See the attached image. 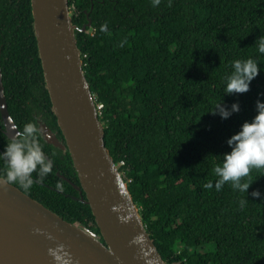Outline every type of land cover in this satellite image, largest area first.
Segmentation results:
<instances>
[{"label":"trees","instance_id":"1","mask_svg":"<svg viewBox=\"0 0 264 264\" xmlns=\"http://www.w3.org/2000/svg\"><path fill=\"white\" fill-rule=\"evenodd\" d=\"M67 2L77 26L86 12L90 17L92 30H75V36L90 91L101 104L104 143L161 258L166 264H264V175L253 169L243 178L253 179L243 208L237 201L244 194L227 183L220 191L203 188L229 150L226 139L255 114L254 102L264 101L257 95L264 93V54L255 43L264 36V0H160L156 7L151 0ZM105 22L107 30L100 31ZM0 53L8 111L19 128L35 123L30 102L57 125L30 0H0ZM249 56L258 58L261 70L248 91L224 94L231 61ZM219 101L226 108L237 102L240 110L221 119L211 112ZM8 140L0 133L2 150ZM66 156L59 171L78 183ZM3 168L0 163V174ZM34 181L28 191L15 185L99 234L88 204L73 198L78 193L70 184L53 172ZM252 189L260 196L249 195Z\"/></svg>","mask_w":264,"mask_h":264},{"label":"water","instance_id":"2","mask_svg":"<svg viewBox=\"0 0 264 264\" xmlns=\"http://www.w3.org/2000/svg\"><path fill=\"white\" fill-rule=\"evenodd\" d=\"M30 7L51 110L79 184L62 177L84 192L77 198L88 204L99 234L66 220L15 184H0V264H55L47 249L56 243H63L70 253L69 264H166L104 143L75 36V30H92L90 17L86 12V22L77 26L67 0H30ZM4 97L0 74V115L6 129L15 133ZM39 129L44 140L63 148L48 127L41 124ZM118 215L127 216V221ZM37 227L55 239L34 232Z\"/></svg>","mask_w":264,"mask_h":264},{"label":"clouds","instance_id":"3","mask_svg":"<svg viewBox=\"0 0 264 264\" xmlns=\"http://www.w3.org/2000/svg\"><path fill=\"white\" fill-rule=\"evenodd\" d=\"M160 0H151V5L156 7ZM107 30V23L100 25V31ZM256 50L264 54V36L255 39ZM258 58L254 59L237 58L231 61V71L223 78V93H243L248 91L250 81L256 77L258 70ZM264 95V93H257ZM255 114L250 120H244L237 131L232 133L225 141L229 150L222 153L219 162L212 166V179L203 184V188H215L220 191L226 183L238 193L244 194L238 199L239 207L243 208L249 201L245 199L246 189L253 179H243L249 176L251 170L255 169L259 175H264V101L257 99L254 102ZM237 102L225 107L221 101L216 102L211 111L218 114L221 119H226L232 112L239 111ZM41 130L37 125L28 120L22 124L19 130L15 131L8 142L0 151V163L4 165L3 173L0 174V184H18L24 191H28L33 185V173H36L35 180H42L52 170V159L47 158L40 141ZM258 176V175H257ZM55 187L62 189L60 182ZM252 197H259L260 192L252 189L248 193ZM264 199V198H261ZM118 219L126 222L127 216H119ZM34 232L43 233L48 239H55L50 232L41 228H34ZM138 239V238H134ZM48 255L55 264H69L71 255L63 243H56L55 246L47 249Z\"/></svg>","mask_w":264,"mask_h":264},{"label":"flooded vegetation","instance_id":"4","mask_svg":"<svg viewBox=\"0 0 264 264\" xmlns=\"http://www.w3.org/2000/svg\"><path fill=\"white\" fill-rule=\"evenodd\" d=\"M0 59H1V53H0ZM0 74H1V82H2V86H3V92H4V96H5L4 98H5L6 105H7V109H8L6 92H7V90L9 88H6L5 85H4V82H3V79H2L1 66H0ZM29 75L31 76V73L30 72H29ZM30 81H32V80L29 79L28 82H27V84ZM30 105H31V109H32L31 111L35 115L34 121H35L37 127L39 128V126L41 124H43V126H45V127H48V130H49L50 134H52L63 145V148H61V147H59L57 145H54L51 142L44 140L43 137H42V134H41V140L44 142V143H42V145L47 149V151L49 153L52 154V156L55 159V162L52 160L53 161V164H52V170H51V172H53L56 176H58V177L62 178L63 180H65L68 184H70L73 187V189H75L77 191L78 196L72 195V196H74L73 198H77V197H80V196L83 197L84 196V192L82 190L78 189L77 186H74L72 184V183H74V184L78 185L79 184V181H78V183H76V182H74V181H72V180H70L68 178L70 180V182H72V183H70L69 181H67L65 179L67 177L59 171V165L58 164H61L62 163L61 160H64L65 162H67V156H66V154H69V152L67 150V147H66V144H65V139H64V137H63V135L61 133V130L59 129L58 125H54L53 124L54 122H53V119L51 117H49V123H47L45 121L46 120V117L45 116H42L40 113H38V110L35 108L33 102H30ZM11 117H13V116H11ZM12 119L14 120V122L16 124V127L19 130V126L17 125L16 120L14 118H12ZM55 122H56V117H55ZM56 124H57V122H56ZM10 130L13 131L12 129H10ZM8 132L9 131L6 129V127H5L4 123H3V120L1 118V115H0V133L4 134L9 139L10 137L7 135ZM13 134H14L13 132L10 133V135H13ZM48 145H50V146H48ZM0 151H2V148H0ZM43 151H44L45 155L47 156V158H50L49 155H48V153L45 150H43ZM71 164H72V162H71ZM67 165L69 166V162H68ZM67 169L68 168H65V171H67ZM62 176L65 177V178H63ZM75 223L76 224H80L79 222H76V221H75Z\"/></svg>","mask_w":264,"mask_h":264},{"label":"built area","instance_id":"5","mask_svg":"<svg viewBox=\"0 0 264 264\" xmlns=\"http://www.w3.org/2000/svg\"><path fill=\"white\" fill-rule=\"evenodd\" d=\"M101 107V104H96V109L98 110ZM98 112V111H97Z\"/></svg>","mask_w":264,"mask_h":264},{"label":"rangeland","instance_id":"6","mask_svg":"<svg viewBox=\"0 0 264 264\" xmlns=\"http://www.w3.org/2000/svg\"><path fill=\"white\" fill-rule=\"evenodd\" d=\"M70 12H71V10H70Z\"/></svg>","mask_w":264,"mask_h":264}]
</instances>
